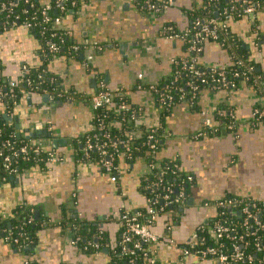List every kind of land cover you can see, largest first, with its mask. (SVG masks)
Here are the masks:
<instances>
[{
    "label": "crops",
    "instance_id": "1",
    "mask_svg": "<svg viewBox=\"0 0 264 264\" xmlns=\"http://www.w3.org/2000/svg\"><path fill=\"white\" fill-rule=\"evenodd\" d=\"M202 2L172 0L153 14L138 8L137 0H82L79 9L69 11L59 25L84 45L76 58L57 54L45 61L40 40L24 25L0 31V71L7 82L21 86L23 67L45 62L48 74L66 92L64 100H57L60 103L48 95L24 94L8 114L17 136L43 135L47 146L62 159L45 168L31 166L0 185L1 217L9 218L16 206L25 205L46 221L28 254L0 240V264H110L109 249L122 238L120 216L150 206L146 177L151 169L146 160L120 156L109 173L80 155L82 146L77 145L93 124L90 97L101 87L126 95L143 109L140 123L161 131L163 145L157 160L174 161L192 182L180 210L158 214L151 225L158 237L149 247L151 259L159 264H220L186 254L196 229L215 216L214 203L233 196L264 209V122L252 117L263 102L262 94L243 82L236 90H204L197 107L182 100L164 113L150 88H143L168 77L175 60L188 54L183 41L168 38L163 28L168 23L184 29L186 10ZM229 28L249 52L264 84V9L233 20ZM200 62L206 67L227 66L231 60L221 45L208 41ZM219 106L234 114V133L221 129L196 137L207 123L223 124L214 116ZM0 112H6L2 104ZM62 222L69 227L90 224L95 232L89 231L87 244L79 246L70 229L61 227ZM97 231H103L105 238Z\"/></svg>",
    "mask_w": 264,
    "mask_h": 264
},
{
    "label": "trees",
    "instance_id": "2",
    "mask_svg": "<svg viewBox=\"0 0 264 264\" xmlns=\"http://www.w3.org/2000/svg\"><path fill=\"white\" fill-rule=\"evenodd\" d=\"M82 0H68L64 3V9L57 8L56 5L60 2L59 0H50L48 4L51 5V9L47 11V16L51 17L52 21L45 22L42 9L45 4L41 3L40 0H0V31L5 28H10L13 25H24L27 26L30 24L29 30L36 35L40 40L42 57L47 61L50 57L61 54L66 55L67 57H77L81 52L84 51L85 47L82 44H78L73 34H70L67 29L62 27H56L53 20L57 17L63 18L69 11H77L81 5ZM147 0H137L138 8L145 10L144 4ZM153 3L160 4L158 0H150ZM243 0H214L215 7H207V1L203 0L200 7L192 8L186 10L187 14V28L190 31V34L187 37V41H183L184 47L187 50V55L184 57L177 58L173 64V70L171 74L164 78L161 81H158L154 84L156 90H152L153 97L159 106H162L164 113L169 112L180 100L181 95L184 96V100H188L193 107H197L196 103L204 90H211L216 92L218 90L213 89L215 83L211 81L212 71L204 66L200 59L202 53L194 54L191 51H188L189 42H192L193 33L198 31L199 27H194L193 21L196 19H201L203 17H214L215 13L221 12L223 8L231 6L232 2L235 4L236 9L234 12V19L238 20L243 17ZM249 3H259L260 8L264 9V0H247ZM10 3H13V6H10ZM2 5L6 7L1 10ZM214 8V9H213ZM258 12V11H257ZM216 17V16H215ZM165 27H172L173 31L179 32V29L176 25L166 24ZM163 28V29H164ZM165 30V29H164ZM164 33H166L164 31ZM215 43L221 45L222 48L228 51L231 63L227 65L226 68V79L229 81H235L236 83H249L254 86L253 80L244 78H233V72L239 71L242 73L243 68H240L235 63L237 59H241L246 64H249L253 67V72L262 80L261 75L257 72V65L249 59V52L243 47L241 41L235 37L230 28L228 29L227 35H220L216 39H212ZM49 44H55L57 46L56 51H50ZM74 46H77L78 49L75 51ZM195 59V66L204 73V82L199 78H193L189 75L184 68V60ZM43 62V65L39 67H29V71L23 78L22 85H16L12 88V92L17 95L15 99H12L9 96L2 97L0 104L5 106L6 114L0 112V154L3 155L8 153L17 152L18 158L13 159L11 169L13 172L10 174L9 171H6L5 164L0 157V184L11 181L12 178L20 174L21 171L31 167L39 166L45 168L49 163L48 156L49 151H54L50 149L46 144V147H41L37 151L30 149L26 155H23L19 152V149L22 145L28 143V139L25 137L17 136L13 123L10 121L8 114L11 112L14 107V102L20 101V98L31 92V90H38L41 93H46L51 99L55 100H64L65 94L64 89L60 85L57 79L52 77L46 71V66ZM1 69V64H0ZM27 80L32 81V86L28 87ZM188 82H193L197 86L196 94L193 96V93L190 92V88L187 86ZM7 81L1 74L0 71V86L3 91L6 92L9 90L7 86ZM143 88H150V86H143ZM257 88V87H256ZM31 89V90H30ZM220 90H227L225 88H220ZM260 94L264 95V89H257ZM230 91V90H228ZM66 93V92H65ZM167 95L172 97V105L167 106ZM125 104L124 109H120L121 105ZM117 112L116 110H119ZM226 110L227 113L230 111L227 107L219 106L215 112L214 116L216 120L222 121L225 123L230 122L228 115L225 117L219 116V111ZM143 113V109L138 105H133L129 98L126 95L121 93H115L113 104L111 106H102L97 108L94 111L92 129L89 133L84 135L77 147L82 146L84 149L88 141L103 145L107 150V154L112 158L113 165H116L117 157L115 154L119 153L123 155L129 161H134L138 158H143L148 163H157L161 168L151 169L150 174L146 177L147 184H150V193L147 195L150 197V205L155 207H163L165 212L179 211L180 204H165L163 202L164 195L168 194L167 189H172V193H169L170 197L173 199L176 197L179 192H183L184 197L189 192L190 182L187 179V176L181 173L178 170V165L174 161L161 160L158 161L156 154L162 148V138L161 131L158 128H147L140 123V116ZM264 120V118H263ZM101 122V123H100ZM103 125V128L100 129L99 125ZM111 123V124H110ZM110 124V127H108ZM107 132V133H106ZM149 135L154 137L155 148H150V138ZM34 139H39L40 142H45V137L43 135L32 136ZM122 142V143H121ZM3 143H7L6 146H3ZM116 144V148L110 146ZM83 152V151H82ZM81 157H85L91 162L100 163V160L105 161V155H102L100 149H91L89 155L80 154ZM27 159H24V157ZM227 198H234L233 196ZM237 198V197H235ZM153 200H157L156 203H152ZM249 201V199H245ZM251 201V200H250ZM256 203L254 201H251ZM257 207H260V204L256 203ZM224 211L223 214L219 213L213 218L210 219L209 223L203 224L196 229L198 239L203 240L204 246L213 245V239L210 238V230L212 229L215 222L228 225L230 227V236L241 237L239 240V247L244 252L246 256H250L253 259L255 264H259L261 258L264 257V250L258 251L256 248V242H259L264 246V226L258 228L254 225L253 221L249 218H246L243 213L237 214L236 211ZM145 211V210H144ZM144 211H142L144 213ZM223 210H221L222 212ZM254 211V209H253ZM262 222L264 224V209H262ZM181 212V211H180ZM170 216L173 217L174 213H170ZM32 218L31 221L29 219ZM46 222L43 220L41 215L37 217L35 214V209L31 206L18 205L12 212V216L9 218H3L0 216V240H5L13 247L19 251H23L26 254L32 251V248L36 242V233L41 225ZM66 224V223H65ZM61 223L62 228L70 229L72 232L73 240L79 246H85L86 240L90 239L92 226L90 224L81 225L75 223L70 227ZM246 225H250V231L254 232V235H250V232H247L245 229ZM91 231V232H89ZM124 228L122 229V235ZM98 236L104 237L103 231H97ZM123 238V237H122ZM116 243V245L109 249L110 251V264H149L148 261L152 257L151 249L146 243L140 241V248L135 249V253L132 254L131 250L134 248V243L138 240L137 237H132L130 242L123 243V239ZM17 239V242L14 240ZM224 243V247L228 248L231 244L229 238H223L221 240ZM28 244V245H27ZM190 246H188L189 248ZM28 264H34L32 261H28ZM154 264H159L154 262Z\"/></svg>",
    "mask_w": 264,
    "mask_h": 264
},
{
    "label": "built area",
    "instance_id": "3",
    "mask_svg": "<svg viewBox=\"0 0 264 264\" xmlns=\"http://www.w3.org/2000/svg\"><path fill=\"white\" fill-rule=\"evenodd\" d=\"M60 2L56 5L57 8L64 9V3H66L68 0H59ZM207 7H215L214 6V0H206ZM172 4V0H164L161 1L160 4H156L151 2L150 0H147L144 4L145 10L147 12L156 14L161 12V10L165 9L168 5ZM243 4V10L242 15L245 16H253L257 11H259L260 4L259 3H249L247 0L242 1ZM10 6H13V3H10ZM6 6L2 5V9H4ZM51 9L50 4H45L42 13L45 16L44 21L49 22L52 21L51 17L47 16V11ZM214 9V8H213ZM236 6L232 2L231 6L225 7L222 9L221 12H218V16L214 17H203L201 19H196L193 21L194 27H199L198 31L193 33V41L189 42L188 45V51L193 52L194 54H200L203 52L204 45L206 42L216 39L218 36L227 35L229 25L230 23L235 20L234 19V12H235ZM62 18H55L53 20L56 27L59 28L60 22ZM26 27L30 28V24H28ZM165 29V30H164ZM163 29V32L165 31L166 35L170 39H179L181 41H187V37L190 34V31L187 28L181 29V31L176 32L173 31L172 27H165ZM188 42V41H187ZM50 51H56L57 46L55 44H49ZM78 49L77 46H74V50L76 51ZM238 67L243 68L244 71L242 73H239V71L233 72V78H244V80L252 79L254 83V87L256 89H264V84L262 80L253 72V67L249 64H246L241 59H237L236 62ZM226 66H215L211 65L207 68L209 71H212L211 75V81L215 83L213 89L220 90V88H225L227 90H236L239 88L240 84L236 83L235 81H229L226 79ZM184 68L186 69L187 73L191 75L193 78H199L203 82L204 79V73L201 72L197 66H195V59H187L184 60ZM29 71L28 66L23 67V72L26 75V73ZM7 86L9 88L8 91L4 92L2 87L0 86V101L2 97L9 96L12 99H15L17 97L14 92H12V88L16 86L15 82H7ZM32 81L27 80L28 87L32 86ZM187 86L190 88V92L193 93V96L196 94L197 86L194 85L193 82H188ZM31 88V87H30ZM31 90V89H30ZM151 92L152 90H156L155 86L152 85L149 89ZM116 92L106 88L101 87V89L93 94L90 97V103L93 108V111H95L97 108L102 106H111L113 104L114 95ZM119 93V92H117ZM25 95H28V97L33 96H39V95H47L46 93H41L38 90H31V92L26 93ZM66 95V93H65ZM263 96V102L261 104L257 105L253 111V120L256 122H264V95ZM167 99V106L172 105V97L170 95H167L165 97ZM184 96L181 95L180 100H184ZM18 104L17 101L14 102V106ZM126 107L125 104L121 105L120 109H124ZM116 110L117 112L120 111ZM219 116L225 117L226 115L229 116L230 122L225 123L222 122L220 126H215L213 124L207 123V128L205 130L199 131L195 136L201 137L204 134H217L221 131V129H226L227 131H230L231 133H234L236 128V120L234 117V114L231 112L227 113L226 110L219 111ZM101 123V122H100ZM99 123V124H100ZM111 124V123H110ZM110 124H108V127H110ZM99 128L102 129L103 125L100 124ZM107 133V132H106ZM149 138L151 140L150 142V148H155V141L154 137L152 135H149ZM26 139H28V143L22 145L19 149V152L23 155H26L27 152L30 149L38 150L41 147L47 146V141L40 142L39 139H34L32 136H28ZM46 144V146L44 144ZM122 143V142H121ZM3 146H6L7 143H3ZM107 143H104L103 145H98L95 143H92L88 141L83 149L84 155H89V151L93 148H97L101 150L102 155H105V161L102 159L100 160L99 165L104 169L106 172H113L115 169V166L113 165L112 158L107 154V150L105 149V146H107ZM114 148H116V144L110 145ZM48 161L49 163H56L57 161L61 160L62 157L57 155L54 151H49ZM18 153H8L3 155L0 154V157L2 158L3 163L5 164L6 171H9V173L13 172V169H11V165L13 163V159L18 158ZM115 158H119L120 156H123L119 153H116ZM24 159H27L25 156ZM161 168L158 166L157 163H149V168ZM10 173V174H11ZM189 180V179H188ZM191 180V178H190ZM1 185V184H0ZM168 194L164 195L163 202L165 204L173 205L175 204H183L184 202V194L183 192H179V194L174 197L173 199L170 197L169 193H172V189H167ZM156 203L157 200H153L152 203ZM214 206L216 208V214H223L224 211H236L237 214L243 213L246 218H249L251 221H253L254 225L258 228H262L264 226L262 222V208L257 207L256 203L251 202L250 200L247 201L245 198H222L219 201H216L214 203ZM254 209V211H253ZM221 210H223L221 212ZM160 213H165L163 207H155L150 205L147 210L144 211H137L135 213H129L124 212L120 216V222L124 228V232L122 235L123 243L130 242L132 237H137L138 240L134 243V248L131 250V253H135V249L140 248V241L143 243H146L149 247L154 244L158 237L157 235L152 231L151 225L153 224L154 220ZM32 218L29 219L31 221ZM251 226L246 225L245 229L247 232H250V235H254V232L250 231ZM210 238L213 239V245L210 246H204L203 240L198 239V235L195 232L194 233V242L190 245L189 248L186 249V254H190L194 257L200 258V259H207L212 258L217 260L220 264H255L253 262V259L250 256H246L244 252L241 250V247H239V240H241V237L236 236H230V227L225 224H221L218 222H215L212 229L210 230ZM223 238H229L232 242L228 248L224 247V243L221 241ZM14 242H17V239L14 240ZM28 245V244H27ZM256 248L258 251H263L264 246H262L259 242H256ZM153 259H149V264H154ZM259 264H264V257L260 259Z\"/></svg>",
    "mask_w": 264,
    "mask_h": 264
},
{
    "label": "water",
    "instance_id": "4",
    "mask_svg": "<svg viewBox=\"0 0 264 264\" xmlns=\"http://www.w3.org/2000/svg\"><path fill=\"white\" fill-rule=\"evenodd\" d=\"M215 16H218L217 13H215ZM55 103H60V101L55 100ZM19 137V136H18ZM58 143V141H54V144ZM37 213V212H36Z\"/></svg>",
    "mask_w": 264,
    "mask_h": 264
}]
</instances>
